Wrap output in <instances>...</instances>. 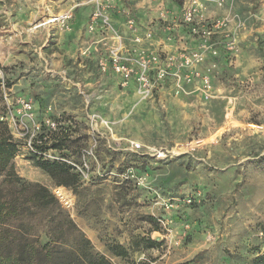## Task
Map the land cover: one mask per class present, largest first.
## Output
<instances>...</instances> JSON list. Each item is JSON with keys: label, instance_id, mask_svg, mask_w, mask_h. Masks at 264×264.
Masks as SVG:
<instances>
[{"label": "rangeland", "instance_id": "1", "mask_svg": "<svg viewBox=\"0 0 264 264\" xmlns=\"http://www.w3.org/2000/svg\"><path fill=\"white\" fill-rule=\"evenodd\" d=\"M117 1L111 28L91 31L94 1L0 0V68L40 124L34 140L18 136L32 122L8 126L18 174L53 191L114 264H251L264 244V0ZM68 10V27L31 29ZM79 19L75 41L67 33ZM114 46L130 59L157 55L150 92L102 69ZM182 55L190 67L165 63ZM42 133L46 147L63 137L65 148L34 146ZM35 154L71 165L77 188L60 191ZM137 235L161 244L135 250ZM113 242L129 258L114 256Z\"/></svg>", "mask_w": 264, "mask_h": 264}, {"label": "trees", "instance_id": "2", "mask_svg": "<svg viewBox=\"0 0 264 264\" xmlns=\"http://www.w3.org/2000/svg\"><path fill=\"white\" fill-rule=\"evenodd\" d=\"M8 86L10 85L7 83ZM42 133L34 146L45 150L49 147L63 149L66 138H59L46 147ZM41 141L38 143L37 141ZM7 123H0V264H114L94 248L93 243L81 231L69 213L63 210L59 198L46 185L24 179L16 170L15 157L20 150ZM40 166L66 192L76 189L81 178L71 165L32 155ZM148 222L160 230V224L152 215ZM264 236V230L262 231ZM135 250L160 246L151 236L137 235ZM251 264H264L262 247ZM116 257L129 258L131 249L120 242L109 243Z\"/></svg>", "mask_w": 264, "mask_h": 264}, {"label": "built area", "instance_id": "3", "mask_svg": "<svg viewBox=\"0 0 264 264\" xmlns=\"http://www.w3.org/2000/svg\"><path fill=\"white\" fill-rule=\"evenodd\" d=\"M95 2V9L91 13V21L89 23L90 30H94L97 25H100L102 28H111V11H113L117 6V0H91ZM185 2H193L197 3V0H183ZM197 8L192 7L188 9L185 12V15L187 17L188 21H192V18L195 16ZM72 10H68L63 12L62 14H58L52 17H49V19L45 20L43 23H59L61 26L68 27L69 21L72 19ZM133 22V21H132ZM226 24L225 20L224 22L221 21L218 25L224 26ZM37 25V24H36ZM44 25V24H43ZM46 25V24H45ZM37 28V27H36ZM178 62L182 66L190 67L192 64V61L188 56H180L179 60L173 56L166 57L165 63L168 65L169 68H171L173 65H177ZM159 58L157 55L148 56L146 53L139 54V56L136 59H130L126 58L123 51L118 47L114 46L112 47L111 54L108 58H102L100 60V65H102L103 70H107L108 66L110 65L112 68H114L121 76L123 81L127 82L130 78H135L141 86L142 89H146L148 92L151 91L152 86V79H151V72L154 69V67H157L159 64ZM175 73V72H174ZM164 74V73H162ZM186 79H191L190 74H187ZM0 86L2 87L3 93H2V99L4 100L6 104V114L0 116V123L5 120L10 119V114L12 116V120L7 125L11 129L17 128L20 126L21 128L24 127L26 124V121L32 122V133L30 131L26 132H19L18 130V136L23 137H33L35 139L37 135V131L40 129V124L36 120V115L34 112V102L31 99L25 98L22 95H17L13 97L9 94L10 88L8 84L6 83V79L3 73L2 68H0ZM36 129V131H35ZM38 129V130H37ZM13 133V132H12ZM14 134V133H13ZM31 138V139H33ZM33 139V140H34ZM262 253H264V246L262 247Z\"/></svg>", "mask_w": 264, "mask_h": 264}, {"label": "crops", "instance_id": "4", "mask_svg": "<svg viewBox=\"0 0 264 264\" xmlns=\"http://www.w3.org/2000/svg\"><path fill=\"white\" fill-rule=\"evenodd\" d=\"M138 15L141 17V20L142 19H144V15H145V13L143 12H141L140 10H139V12H138ZM82 21H80V19H79V21L77 20L75 23H74V25H73V30L71 31V32H68L67 34H68V36H70V37H77L76 39H75V41H77V39H79L80 40V37H82V34H81V27H83V25H84V22H83V24H80ZM87 22V21H86ZM115 25H116V27L118 28V29H120V27H121V24L123 23L122 22V20H120V19H116L115 20ZM36 27H41V26H39V24H37V25H35V26H33L31 29H33V28H36ZM101 36V35H100Z\"/></svg>", "mask_w": 264, "mask_h": 264}, {"label": "bare ground", "instance_id": "5", "mask_svg": "<svg viewBox=\"0 0 264 264\" xmlns=\"http://www.w3.org/2000/svg\"><path fill=\"white\" fill-rule=\"evenodd\" d=\"M43 24L45 25V24H47V23L45 22V23H43ZM43 24L39 23V26H43Z\"/></svg>", "mask_w": 264, "mask_h": 264}]
</instances>
